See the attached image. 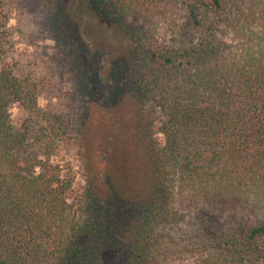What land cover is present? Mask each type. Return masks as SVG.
I'll use <instances>...</instances> for the list:
<instances>
[{"label":"trees","instance_id":"obj_1","mask_svg":"<svg viewBox=\"0 0 264 264\" xmlns=\"http://www.w3.org/2000/svg\"><path fill=\"white\" fill-rule=\"evenodd\" d=\"M42 1L78 83L68 111H41L40 83L0 51V264H264V0ZM115 48L138 112L106 151L104 188L70 202L59 146L81 133L92 89L113 99L91 61ZM14 105L43 124L16 127ZM180 192L200 211L184 213Z\"/></svg>","mask_w":264,"mask_h":264},{"label":"rangeland","instance_id":"obj_2","mask_svg":"<svg viewBox=\"0 0 264 264\" xmlns=\"http://www.w3.org/2000/svg\"><path fill=\"white\" fill-rule=\"evenodd\" d=\"M134 20L138 24L142 23L140 20ZM54 24V17L45 8L42 0H0L1 61L12 65L18 75H28L40 83L37 100L39 110L64 113L70 109L69 102L75 96L73 92L78 80L69 71L63 51L58 46ZM105 51L107 50L92 54L91 62L97 67V71L99 67L95 79L101 80V89L115 92V95L111 101L102 102L101 98L95 95L96 90L92 89L89 92V95H92L90 101L84 106L86 116L82 122L79 121L81 133H75L70 141L59 146L58 159L70 161L73 165L75 178L68 199L74 203L84 195L89 184L94 189L104 188L102 174L110 166L111 160L107 157L106 151L110 150L113 141L122 143L126 134L131 131L132 122L138 112L136 97L125 81V72L119 71L121 65L117 62L122 61L116 58V55L119 56L118 52L121 50L115 48L110 54ZM81 53L83 61L89 58L90 52ZM82 108L83 105L79 103L77 111L81 113ZM72 113L76 115L77 112ZM10 114L16 127H27L30 132L36 131L43 124L37 115L16 105L11 107ZM74 124L76 121L72 125ZM36 145L31 139L30 146L24 154V157L32 163H36L39 159ZM131 149L123 144L121 153H127L126 151ZM132 161L129 159V163L123 166L133 170L135 164ZM123 162L124 160L121 163ZM116 181L129 184L134 182L132 176H129V179L118 178ZM115 201L118 209L125 206L122 201ZM177 202L180 209L188 216L195 215L197 210L200 211L199 207L196 208V203L183 192L178 194ZM205 207L208 208V204L203 203L201 208ZM218 207H223V210L220 211ZM230 209L231 207L226 204L212 208L221 217L230 213Z\"/></svg>","mask_w":264,"mask_h":264}]
</instances>
